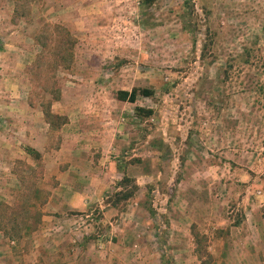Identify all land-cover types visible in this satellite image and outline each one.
<instances>
[{
    "label": "rangeland",
    "instance_id": "rangeland-1",
    "mask_svg": "<svg viewBox=\"0 0 264 264\" xmlns=\"http://www.w3.org/2000/svg\"><path fill=\"white\" fill-rule=\"evenodd\" d=\"M247 218L262 242L264 0H0V264H214Z\"/></svg>",
    "mask_w": 264,
    "mask_h": 264
},
{
    "label": "crops",
    "instance_id": "crops-1",
    "mask_svg": "<svg viewBox=\"0 0 264 264\" xmlns=\"http://www.w3.org/2000/svg\"><path fill=\"white\" fill-rule=\"evenodd\" d=\"M69 121H72L71 118H69ZM66 125H69V123H65L64 126ZM80 127L81 129L84 131V132H89V131H92V132H97L99 131V129L97 127H94L93 125H87L85 128H83V126L80 124ZM91 132V133H92ZM99 141H103V139L101 138H98ZM104 140H107V139H104ZM26 151V149H25ZM62 150H60L61 152ZM68 165V168L69 167H72V171H75V172H78L79 174H72V179L68 181V184L66 186H69V187H72V190H71V194L70 196H63L62 198H59V201L56 203L55 201L52 203V205H54L56 208L55 212H59V213H62L63 210L65 209V207L68 205H70L71 207H78V206H81L82 203H83V198H81V191H80V188L78 186V184L75 182V179H78L80 178V175H83L80 171H84V172H87V171H95V170H98L100 168V165L96 164V163H92V162H87L84 164V166L82 167H75L74 165H71V164H67ZM71 171V170H69ZM94 176V174H92ZM83 178H85V175L83 176ZM85 180V179H84ZM84 183V182H83ZM81 184V183H80ZM51 203V202H49ZM47 216V215H45ZM201 220V219H200ZM249 219H244L243 220V225L242 226H239L237 227L236 230H233L236 232V235L239 237V241L237 243L234 242V244H232L231 242L227 241H223V258H222V255H219L221 256V258H218V260H214V264L217 263V264H225L226 263V260L228 257L230 256H227V253L228 250H241L242 252H244L243 256H239V258H241V260L243 261V264H251V262H254L255 264L257 263L256 262V259L258 258L257 257V253L255 252V246L257 244H260L261 247H264V239L263 241L261 242L260 240L257 242V239H256V224L254 222H249L248 221ZM175 232V231H173ZM258 232V231H257ZM186 233V232H185ZM219 235V234H218ZM219 241V239H218ZM228 243L230 246L227 247L225 244ZM231 243V244H230ZM237 245V246H236ZM226 256V257H225ZM262 260V258H261Z\"/></svg>",
    "mask_w": 264,
    "mask_h": 264
},
{
    "label": "trees",
    "instance_id": "trees-1",
    "mask_svg": "<svg viewBox=\"0 0 264 264\" xmlns=\"http://www.w3.org/2000/svg\"><path fill=\"white\" fill-rule=\"evenodd\" d=\"M148 2H152L153 0H147ZM154 94V90L152 88H147V87H142V88H138V87H134L131 90H127V89H121L117 92V98L123 101H129V102H135L138 98L139 95H143L146 97L152 96ZM154 114V110L153 108H146L143 106H136L135 107V115L138 118H147V117H151ZM45 115L48 118H55L58 120V123L60 125L65 124L69 121L67 116L61 115V114H53V112L51 110L45 111ZM51 116V117H50ZM50 124L54 125L55 122L54 121H50ZM27 153L32 155L34 158L38 159L41 156V153L37 150H35V148L32 147H27L25 148ZM128 177H124V179L122 181H128ZM131 194H124V198L127 199L129 198ZM194 238L196 240V251L199 252L201 255H204L205 252L207 251V242H206V238L205 236L199 234V232L194 231ZM201 264H208L209 259L207 258H203L201 257Z\"/></svg>",
    "mask_w": 264,
    "mask_h": 264
}]
</instances>
